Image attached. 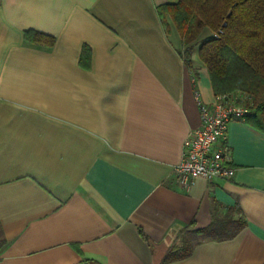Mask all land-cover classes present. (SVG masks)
<instances>
[{"label":"crops","instance_id":"obj_1","mask_svg":"<svg viewBox=\"0 0 264 264\" xmlns=\"http://www.w3.org/2000/svg\"><path fill=\"white\" fill-rule=\"evenodd\" d=\"M175 2L0 0V264H264V131L229 122L230 179L174 173L215 96L158 13ZM232 207L235 236L161 261Z\"/></svg>","mask_w":264,"mask_h":264},{"label":"trees","instance_id":"obj_2","mask_svg":"<svg viewBox=\"0 0 264 264\" xmlns=\"http://www.w3.org/2000/svg\"><path fill=\"white\" fill-rule=\"evenodd\" d=\"M158 13L165 26V15L171 17L183 46L188 50L197 48L214 95L247 93L252 104L244 119L264 131V0H177L160 6ZM220 28L223 33L213 37ZM205 30L206 36L196 43ZM25 38L42 46L52 44L37 32H26ZM244 226L238 208H227L224 215L213 216L208 226L193 229L192 237H182L161 261L188 256L194 245L205 239H229Z\"/></svg>","mask_w":264,"mask_h":264},{"label":"built area","instance_id":"obj_3","mask_svg":"<svg viewBox=\"0 0 264 264\" xmlns=\"http://www.w3.org/2000/svg\"><path fill=\"white\" fill-rule=\"evenodd\" d=\"M222 33L220 28L212 35L218 38ZM195 98L201 123L187 134L180 160L174 167L177 181L184 187H189L197 178L212 181L230 179L234 175L226 145L228 124L244 119L252 104L251 97L243 91L215 95L211 104L202 102L198 93Z\"/></svg>","mask_w":264,"mask_h":264},{"label":"rangeland","instance_id":"obj_4","mask_svg":"<svg viewBox=\"0 0 264 264\" xmlns=\"http://www.w3.org/2000/svg\"><path fill=\"white\" fill-rule=\"evenodd\" d=\"M164 22L166 24V28L171 32V35H172L174 41L178 45L180 52L182 53V55L184 56L186 61L188 63H190V60L192 58V52H193L192 50L193 49L188 50L185 46H183L180 43V36H179L178 32L176 31L175 26H174V24L172 22V19H171V17L169 15H167V14L165 15ZM206 34H207L206 30L204 32H202V34L199 36V38H198L196 43L200 42L206 36ZM194 50H195V52H194L195 53V57L198 59V57H197V48L194 49ZM193 229L194 228L190 227V229H188V230H183L181 232V237H192L193 236V234H192Z\"/></svg>","mask_w":264,"mask_h":264},{"label":"water","instance_id":"obj_5","mask_svg":"<svg viewBox=\"0 0 264 264\" xmlns=\"http://www.w3.org/2000/svg\"><path fill=\"white\" fill-rule=\"evenodd\" d=\"M80 264H88V262H82V263H80Z\"/></svg>","mask_w":264,"mask_h":264}]
</instances>
